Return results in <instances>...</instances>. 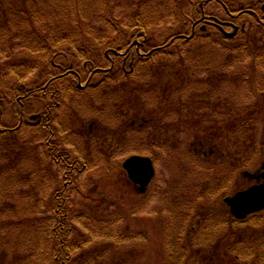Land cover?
<instances>
[{
	"label": "rangeland",
	"instance_id": "rangeland-1",
	"mask_svg": "<svg viewBox=\"0 0 264 264\" xmlns=\"http://www.w3.org/2000/svg\"><path fill=\"white\" fill-rule=\"evenodd\" d=\"M79 1L83 3L74 5H85V10L88 9L89 12L88 19L100 12L102 0ZM237 1L235 9H238V3L252 2ZM61 3L65 4L67 1L59 0V4ZM111 3H118L122 12L117 9V13L123 16L125 14L127 19L128 16L132 19L136 11L149 17V37L155 40L149 42L151 45L161 39L163 43L168 42V38L177 33H183L180 37L189 39L196 35V39L184 42L185 38H180L177 42V50L183 48L189 57L177 59L176 63L186 66L184 69L182 65L174 67L175 73L172 76L165 73L163 78H157L158 62L145 60L147 63L144 66L155 74L154 78L148 75L143 77L147 98H150L146 101H150V104L143 101L141 105L145 110L138 115L139 119L142 120L145 116L151 123L142 130V135H139V130L127 129L125 125L133 118L131 114L136 113L132 106H127V117L122 114V120L110 119V123L103 121L104 116L101 117L100 112L109 108L112 112L115 103L112 91L107 89L99 95L100 99L93 109L95 116L88 110H84L85 117L80 113L75 114L73 110L63 112L66 113L64 122L56 133L57 139H62L60 147L69 156V162L79 160L82 164H88L81 174L76 175L74 188L69 194L71 223L79 226L76 209L79 211L82 208L87 213L81 221L83 225H80V229L85 233L83 237L89 239L86 247L89 255L76 263L164 264L169 253L160 252L161 248L164 249V243L172 238L171 233L177 232L176 223L187 219V226L183 228L187 236L193 238L200 247L201 244L198 243L206 238L202 248L204 255L214 256L218 264H231L228 255L238 257L242 264H264V210L234 225L235 234L233 233L229 251L224 250L227 242L221 243L232 237L228 234L230 230H226L230 228V224L221 218L224 214V207L221 205L223 198L245 189L250 181L242 173L258 174V169L264 163V113L260 117L258 114L246 129L239 126L238 117L235 116L232 120L231 116L228 118L225 115L233 111L237 113L241 108L246 112L248 106L251 113L253 110L258 112L260 107L264 112V99H261L262 94L264 95V61L258 63L252 74L251 61L248 60L252 56L242 58V55H250L247 51L249 46L237 42L238 39L224 41L219 45L221 38L215 34L225 29L213 23L202 26L200 20L195 24L188 20L184 24L176 16H170L173 11L168 15L169 8L163 0H111ZM129 3L133 4L132 12L126 10ZM201 3L202 7L204 3ZM184 11L182 14H188L189 19V7L184 8ZM204 11L213 19H228L218 2H208ZM70 12L73 13L71 10ZM4 16L6 15L2 13V24L5 27L0 30V45L4 44V40L7 41L10 29L16 33L22 30L20 39L25 43L30 42L31 32L42 31L43 27L38 19L40 22L33 29L32 23L25 22L22 16H19L21 20L17 26L10 21V15ZM226 30L232 32V28ZM205 34L211 36L205 37L203 41ZM139 42H135L134 46ZM175 48L176 46H172L170 50L174 53ZM111 51L100 50L105 55ZM20 55L29 57L27 48ZM158 57L166 58L164 55ZM161 68L165 70L164 65ZM241 69L244 71L241 74L244 78L257 80L256 77L259 76L263 86L256 85L254 81L245 84L239 76L233 78ZM40 78L39 72L30 77L32 81H39ZM203 94L207 97L204 98L205 101L202 99L199 102V96ZM78 102L82 104L83 99ZM151 105L155 107L153 112ZM35 111L38 112L39 109ZM11 115V111H8L5 121L13 124L15 118ZM200 121L202 130L196 126ZM232 121L237 124L234 128L231 126ZM92 122H95L96 131H103L94 134L93 139L87 137ZM140 123L134 124L139 127ZM159 123L163 125L159 127ZM82 130L83 133L80 132ZM23 134L21 137L24 139L33 136L32 132ZM171 134L176 137L174 143L168 140ZM156 135L162 139L159 141L161 146L156 147L160 154L155 162L156 175L148 191L139 192L125 177L122 163L130 155L138 154V151L142 155H154L152 149L155 148L149 142ZM204 138L212 141L206 142L204 146L208 155L205 156L203 152L195 155L194 147ZM36 144L39 146L38 142ZM46 151L39 146V154L29 160L24 159L22 163L9 162L11 168L6 171L1 166L6 164L10 156H6V161H0V264H54L55 253L51 247L55 240L51 228L55 220L51 200L54 199L56 185L63 180L62 173L66 166L53 161L50 164L51 161L48 162L47 159L49 153L45 155ZM66 154L64 155L67 156ZM108 154L110 160H104L102 156L105 155L106 158ZM166 207L171 210L167 211ZM89 218L95 223L90 224ZM190 227H193L192 231L189 230ZM122 228H126L127 232L134 230L137 234L142 231L143 240L139 235L136 239H130L125 234H120ZM74 235L73 232L69 238ZM213 247H218L219 251Z\"/></svg>",
	"mask_w": 264,
	"mask_h": 264
},
{
	"label": "trees",
	"instance_id": "trees-1",
	"mask_svg": "<svg viewBox=\"0 0 264 264\" xmlns=\"http://www.w3.org/2000/svg\"><path fill=\"white\" fill-rule=\"evenodd\" d=\"M66 1L67 3L65 4H59V0H0V30L5 27L2 24V13L8 17L9 15L12 17L13 20L11 19L10 21L13 22L14 26H17L16 24L21 20L19 16H22L25 22L32 23L33 29H35L36 23L40 21L43 27L42 31L34 30L33 33H30L29 43H25L24 40L20 39L22 30L16 33L10 29L7 41L4 40V44L0 45V161H6V156L9 155L10 158L5 165L1 166V169L3 171L10 170L11 166L9 162L22 163L24 159L29 160V158H33L34 155L39 154L38 149L40 146L42 149L47 150L45 155H47V152L49 153L47 159L48 162L51 161L50 164L52 161L65 164L66 170L62 173L63 180L56 185L53 191L55 194L54 199L51 200L54 211L53 219L55 220L54 226L51 228L53 239L55 240L54 246L51 247V250L54 249L53 252L55 253L53 258L54 264H77V260L86 258L89 255L86 249L89 239L83 237L85 233H83V229H80L82 228L80 225H83L81 221L84 220L87 213L82 208L79 211L76 209L79 226L73 225L70 218L71 204L69 199V194L74 188L76 175L81 174L88 167V164H82L79 160L69 162V156L60 147L62 139H57L56 133L62 125V120H59L61 111L67 110L69 112L73 110L75 114L80 113L81 116L85 117L84 110H88V112L91 111L95 116L93 109L96 108L97 104L95 106L88 104L96 95H100L103 90L107 89L112 91V95L115 96V103L113 106V104L105 102L112 105L113 110L111 112L109 108L100 112L101 117L104 116L107 123H110V119L113 121L122 120V114L127 117V106H132L136 110V113L133 112L131 114L133 118L127 121L128 124H125L126 121L123 124L126 125L127 129L134 128L133 130H139L134 123L139 117L138 113L145 110V107L143 108L141 103L150 100V98H147L144 78L147 75L154 78L155 74L148 71L147 66H144L147 63L145 60L158 62L156 66L158 70L157 78H163V74L165 73L172 76L175 73L174 67L182 65V69H184L186 66V64L176 63L177 59H184L185 56H188L184 53L183 48L177 50V42L180 38H185L183 39L184 42H193L192 40L196 39V35L189 39L185 36L180 37L183 33H177L171 35L168 38V42L163 43L161 39L158 42L156 41L157 43L154 45H151L149 42H153L154 39H152L153 37H149L151 35L149 33L151 26L147 21V18H149L147 15L143 16L141 12L136 11L132 19L130 16L127 19L125 14L123 16L117 13V9L120 10L121 7L118 6V3H111V0H102L100 12L88 19L89 12L88 9L85 10V5L81 7L74 5L77 3L82 4V1ZM163 1L167 8H169L167 9L168 15L173 11L174 13L170 14V16H176L184 24L188 20L193 24L200 20L202 26L208 24L212 17L204 11L206 4L210 1L220 3L228 16L227 20L221 21L226 23V28H235L238 25L239 32L232 38L226 37L222 31L221 33L218 32L220 35L216 32L215 36L222 39H220L218 44L238 39L237 42L245 43V45L249 46L247 51L250 55H242V58L243 56L244 58L252 56L248 59L251 61L252 74L255 72L258 63L261 64L264 61V23L258 22L263 21L264 18V15L261 14L264 13V0H252L249 4L243 1L238 3V9L234 8L237 5V0ZM201 2H205L202 7ZM132 7L133 4L129 3V7L126 10L132 12ZM186 7L190 9L189 19L188 14H182V12H185L184 8ZM139 8L141 7L139 6ZM186 10L188 11V9ZM228 23H235L237 25L229 24L230 27L227 25ZM208 36L211 35L205 34L202 40L205 41V37ZM138 40L144 43V49L150 53L148 56L142 58L136 54V45L134 46V43ZM260 40L263 41L261 42ZM214 44H217L216 41H214ZM234 44L237 43L235 42ZM130 46L132 50L128 55L127 68L129 61L132 59V56H130L132 52L135 55L134 68L131 71L129 69L128 71H124L121 70V63L123 62L122 54ZM172 46H176L174 53L170 50ZM26 48L29 57H21L20 54L24 53ZM153 48L155 50L152 52L151 49ZM101 49H111L112 51L105 55L101 54ZM108 55H110V58ZM160 55H164L166 58L158 57ZM112 64H116L114 70L107 72ZM162 65H164L165 70L161 68ZM115 69H120L121 71H117L116 74ZM71 71L80 74L81 77H88L92 74L95 80L87 88L79 90L75 84L77 75L72 74ZM35 72H39L40 74L41 78L39 81H32L30 79L31 75ZM243 72L241 69L239 73L233 75V78L239 76L245 84L248 81L251 83L254 81L256 85L263 86L259 76L256 77L257 80H252L250 77L244 78L241 75ZM105 75H111V77H104ZM168 85L167 83L166 86L168 87ZM77 92L79 95H74ZM73 97H76L77 102L79 99H83L82 104L78 102V106H73L71 104ZM205 97L207 95L203 94L199 96V99ZM261 99H264L263 94ZM149 102L147 103L150 104ZM151 106L152 111L155 107ZM35 109H39V111L36 112ZM8 111H11V116L15 118L13 124L5 121ZM244 111V108H241L237 113L230 111L232 114L226 113L225 117L230 118L231 116L232 120L235 116L238 117L240 119L239 126L242 129H246L245 127H248V123L254 120L258 114V117H260L264 113L262 107H260L258 112L253 110V113H251L249 106L247 111ZM221 114L223 115V113ZM35 115L37 118H33ZM99 123L101 124V120H99ZM233 123L231 126L234 128L237 124ZM94 124L95 122H92L90 124L91 128L88 129L87 137L89 138H92L96 133H103L100 129L96 131L97 129L94 128ZM162 125V123H159V127ZM196 126L201 129V121ZM27 132H32L33 136H30V139L22 138V134ZM80 132L83 133L84 131ZM208 139H203L205 144L206 142H210ZM156 140L161 141L162 139H153L149 142V145L154 147L155 150L157 147L155 145ZM37 142L39 146L36 144ZM91 143L94 144V142ZM155 150L152 149L154 155L151 156L156 158L157 151ZM102 158L110 160L109 154L106 158L103 155ZM125 177L127 178L126 174ZM66 182L69 183L66 185ZM128 182L132 186H135L129 179ZM81 196L84 197L83 195ZM221 205L222 208L224 207V214L221 218L230 224V228L226 230H230L228 234L232 235L228 241L222 240L221 243L227 242L226 249L224 250L229 251L232 246L230 243L235 234L234 225L238 222L240 223V221L231 215L228 206L224 202V198ZM165 209L167 211L171 210L168 207ZM254 214L256 215L257 213ZM254 214L249 215L247 218H251ZM89 219L91 220H89L90 224L95 223L91 218ZM186 220L176 223L178 226L177 232H172V238H168V242L164 243V249L161 248L160 252L167 251L169 253L168 260L164 264L215 263L216 259L214 256H205L202 250L206 238L198 243L201 244L200 247V245L197 246V243L195 244L193 238L187 236L186 230L184 231L183 229L187 226ZM220 224L223 225L224 222H220ZM193 227H190L189 230L192 231ZM73 232L75 235L70 239L69 237ZM142 233L140 231L137 234L134 230L127 232L126 228H122L120 232V234H125L130 239H136L139 235L143 240L141 237ZM130 234H135V236L131 237ZM76 237L81 240L79 241ZM213 248L219 251L218 247ZM201 250L202 255L205 257L201 256ZM228 258L231 264H242L239 263L238 257L234 255H228ZM215 264H218V262Z\"/></svg>",
	"mask_w": 264,
	"mask_h": 264
},
{
	"label": "water",
	"instance_id": "water-1",
	"mask_svg": "<svg viewBox=\"0 0 264 264\" xmlns=\"http://www.w3.org/2000/svg\"><path fill=\"white\" fill-rule=\"evenodd\" d=\"M236 32L237 28L234 32H226L225 35L226 37H232ZM123 167L126 169L130 180L139 184V190L142 192L146 190V187L155 175L154 163L147 156H130L124 161ZM261 169L263 172L256 176L258 180L263 179L261 183L251 185L225 198L231 214L236 219H244L247 215L264 209V163Z\"/></svg>",
	"mask_w": 264,
	"mask_h": 264
},
{
	"label": "flooded vegetation",
	"instance_id": "flooded-vegetation-1",
	"mask_svg": "<svg viewBox=\"0 0 264 264\" xmlns=\"http://www.w3.org/2000/svg\"><path fill=\"white\" fill-rule=\"evenodd\" d=\"M258 22H262L263 23V21H258ZM229 24H231V25H237V24H235V23H228L227 25L228 26H230ZM238 26V25H237ZM243 26V25H242ZM231 27V26H230ZM233 28V27H232ZM234 29V28H233ZM136 49H135V51H136V54L137 55H139V56H141L142 58L143 57H146V56H148L150 53L148 52V51H146V49H144V43H142V42H139V43H137L136 44ZM131 50H132V47L130 46V47H128L126 50H124V53L122 54V56H123V62L121 63V70H124V71H128V69L131 71V70H133V64L135 63V55L133 54V52L131 53V55L130 56H132V59L129 61V66H128V68H127V63H128V60H129V57H128V55L130 54V52H131ZM155 49L153 48V49H151V51L153 52ZM108 57L110 58V55H108ZM116 66V64H112L111 65V67L109 68V70H107V72L108 71H113L114 70V67ZM120 69H115V73L117 72V71H119ZM120 70V71H121ZM117 74V73H116ZM112 75V74H111ZM111 75L110 76H108V75H105L104 77H107V78H110L111 77ZM77 81H79V80H82V78H81V75L80 74H78L77 73ZM104 79H106V78H104ZM93 80H95V78L94 77H92V74H90L89 76H88V79H87V81L88 82H91V81H93ZM206 98V97H205ZM203 100L205 101V99L203 98ZM199 102H201L202 101V99L200 98L199 100H198ZM150 123H151V120H148V119H144V121H141V123H140V125H139V127H138V129H139V133L140 134H143V131L142 130H144V128L145 127H149L150 126ZM153 123V122H152ZM154 124V123H153ZM156 124V123H155ZM147 125V126H146ZM154 139V138H153ZM155 139H158V140H160V137L158 136V135H156V138ZM175 139H176V137H175V135H173V134H171V135H169V141H171V142H175ZM164 140V139H163ZM162 141V140H161ZM193 144H195V143H193ZM155 145H160L161 146V143H159V141H157L156 140V142H155ZM204 145H205V141H202V140H200V141H198V144H197V146L196 147H194V149H193V152H194V154L195 155H198L200 152H203V154L206 156V155H208V153L204 150ZM175 146V145H174ZM174 146H173V148H174ZM159 147V146H158ZM157 151V150H156ZM158 152V151H157ZM158 154V153H157ZM158 158H160V154H158V157L157 158H155V157H152V159H153V161H154V164H155V162L157 161V159ZM155 167H156V165H155ZM154 181V178L151 180V182L149 183V185L147 186V188H146V191H148V189L150 188V186H151V184H152V182ZM69 182H66V185L68 184ZM135 185V184H134ZM139 185H135L134 186V188L136 189V190H139ZM145 191V192H146Z\"/></svg>",
	"mask_w": 264,
	"mask_h": 264
},
{
	"label": "bare ground",
	"instance_id": "bare-ground-1",
	"mask_svg": "<svg viewBox=\"0 0 264 264\" xmlns=\"http://www.w3.org/2000/svg\"><path fill=\"white\" fill-rule=\"evenodd\" d=\"M109 70V69H108ZM109 72V71H108ZM71 73L72 74H75V75H77V73L76 72H74V71H71ZM78 78V77H77ZM77 78L75 79V84H76V86L78 87L77 89H79V90H83V89H85V88H87V86L88 85H91V82H88L87 81V79H88V77L87 76H83V77H81L82 78V80H79V81H77ZM121 79H124V78H121ZM105 85H107V84H105ZM98 92V91H97ZM74 95H79V93L77 92V93H75ZM98 99H100L99 98V95H96L95 96V98H93L92 99V101L89 103L91 106H95L96 105V103H97V100ZM112 100H115V96H113L112 95ZM71 104L74 106V105H76V106H78V102L76 101V97H73L72 99H71ZM64 111H67V110H64ZM64 111H61V114L59 115V120H62V122H64V116H65V114H63V112ZM68 112V111H67ZM33 118H37V116L35 115V116H33ZM144 119H147V118H145V116L142 118V120L141 119H139V117L136 119V122H141V121H144ZM104 121H105V118H104ZM54 124H55V122H54ZM60 127V126H59ZM58 127V128H59ZM61 128H62V125H61ZM60 129V128H59ZM69 131H71V128H70V130ZM139 135H142V134H140L139 133ZM60 146V145H59ZM134 155H136V153H134V154H132V155H130V156H134ZM125 171H126V169H125ZM127 172V171H126Z\"/></svg>",
	"mask_w": 264,
	"mask_h": 264
}]
</instances>
